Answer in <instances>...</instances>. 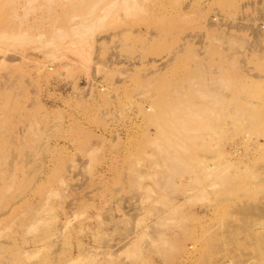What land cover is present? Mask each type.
Returning <instances> with one entry per match:
<instances>
[{"label":"rangeland","instance_id":"1","mask_svg":"<svg viewBox=\"0 0 264 264\" xmlns=\"http://www.w3.org/2000/svg\"><path fill=\"white\" fill-rule=\"evenodd\" d=\"M0 264H264V0H0Z\"/></svg>","mask_w":264,"mask_h":264},{"label":"bare ground","instance_id":"2","mask_svg":"<svg viewBox=\"0 0 264 264\" xmlns=\"http://www.w3.org/2000/svg\"><path fill=\"white\" fill-rule=\"evenodd\" d=\"M239 211H240V210H239ZM227 262H228V263H231V261H230V260H228Z\"/></svg>","mask_w":264,"mask_h":264}]
</instances>
